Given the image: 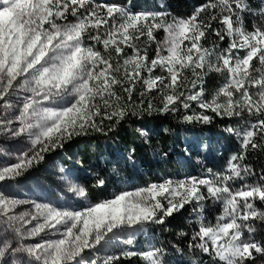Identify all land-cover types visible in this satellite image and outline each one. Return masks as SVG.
I'll use <instances>...</instances> for the list:
<instances>
[{"label": "snow or ice", "instance_id": "obj_1", "mask_svg": "<svg viewBox=\"0 0 264 264\" xmlns=\"http://www.w3.org/2000/svg\"><path fill=\"white\" fill-rule=\"evenodd\" d=\"M210 9H218L219 16L211 14L205 19L202 14ZM245 11H250L247 0H216L198 8L188 19L165 23L166 14L161 12H131L115 4H93V0H0V107L13 108L12 97L20 105L14 118L18 127H9L13 120L0 124L11 137L27 135L32 144L29 151L16 157V163L0 167V181L21 176L39 163L44 153L63 148L73 137L104 133L105 120L110 122L107 131H112L130 111L133 115L168 113L180 103L191 112L195 102L200 111L185 115L186 123L208 124L214 117L243 119L245 114L255 120L242 130L228 129L240 137L241 150L231 157L229 174L218 181L194 177L167 180L121 192L81 210L35 204L34 214H15L25 202L0 194V224L5 226L0 264H8L5 257L15 253L31 257L23 264H78V257L106 242L110 234L146 223L163 224L186 204H195L194 211L198 209L202 215L207 199L221 202L224 215L215 226H205L201 220L190 247L206 254L210 264H255L254 253L264 257V243L244 238L245 232L256 231L252 221L264 222V211L254 204H264V175L256 183H247L256 173L241 163L249 149L264 151V25L247 31L243 26ZM69 14L74 22H67ZM260 14L264 15V7ZM117 16L119 24L115 23ZM217 19L222 28L212 29V21ZM160 28L167 33L163 43L167 55L158 45L156 57L149 58L147 48H138L134 41L145 35L152 41L153 32ZM90 29L95 34L88 36L92 43L85 45ZM210 29L221 42L227 38V47L215 55L214 63V53L201 43ZM101 44L103 53L97 50ZM125 46L132 49V55L121 63ZM242 50L246 54L241 57ZM254 60L259 61V68L253 66ZM156 69L166 75L155 76ZM186 71L194 77L187 96L183 91L189 82ZM211 72L227 73V82L205 100L203 77ZM137 85L143 88L141 97L157 92L161 107H155L150 99L146 108L133 111L129 102ZM21 92L27 93L22 100ZM54 102H59L58 106H45ZM230 181L242 183L233 189ZM103 184L99 180L97 186ZM73 190L78 197L87 196L82 186ZM47 232L58 238L22 243ZM125 243L132 244V240ZM136 255L149 264H164L160 249L143 254L123 251L106 256L102 264H119L121 258Z\"/></svg>", "mask_w": 264, "mask_h": 264}, {"label": "trees", "instance_id": "obj_2", "mask_svg": "<svg viewBox=\"0 0 264 264\" xmlns=\"http://www.w3.org/2000/svg\"><path fill=\"white\" fill-rule=\"evenodd\" d=\"M212 2L216 0H93V4H115L131 12H161L166 14L165 23L188 19L198 8ZM247 3L250 11L242 13L243 26L247 31H252L264 25V15L260 14L264 0H247ZM211 14L219 16V10L210 9L202 16L207 19ZM120 22V19L116 18L115 23ZM220 28L222 25L218 19L212 21V29ZM103 31L104 29H101L102 33ZM164 33L163 28L156 29L153 32L154 40L149 41L145 35L140 36L134 43L140 49L146 47L149 58H154ZM94 34L95 30L85 34L87 36L85 39ZM201 42L208 49L219 47L222 50L227 47V38L225 42H221L211 29ZM87 43L90 44L91 41ZM129 54H132V49L125 46L121 57ZM185 75L189 82L183 91L187 96L191 94L189 89L194 77L191 71H186ZM203 79L205 80L204 99L207 100L217 89L218 84L215 75L204 76ZM196 90H199V86ZM116 91L121 93L120 88ZM142 91L143 88L137 85L132 101L129 102L134 105L133 111L146 108L150 99L155 107H161L157 92L153 91L150 95L141 97ZM198 111H200L198 105L192 102L191 112ZM191 112L184 109L180 103H177L174 112L168 113L133 115L130 111L112 131H107L110 122L105 120L104 133L93 131L87 135L73 137L72 140L64 143L63 148L55 149L50 158L58 163L60 171L74 176L75 186L86 189L87 196L84 198L91 203H98L111 199L121 192L134 191L167 180L175 182L194 177L217 181L220 177L229 174L231 157L238 155L241 150L240 137L229 132L228 129L242 130L255 120L245 114L243 119L214 117L208 124L186 123L183 117ZM206 114L213 115L211 112ZM141 132L146 135H141ZM256 142L259 143V139ZM241 163L251 166L256 173L254 178H248L247 183H256L261 175H264V151L249 149ZM99 180L104 181L103 186H97ZM230 182L236 189L242 183ZM254 204L257 209L264 211V204L259 201H255ZM194 208H196L195 204H186L179 212L168 217L163 224L146 223L138 229H132V232L121 237L122 240L113 246L111 250L113 252L110 253L119 255L123 251H132L143 254L160 249L164 264H210V258L202 254L198 248L190 247V244L201 220L205 226H214L217 217L215 206L213 207L211 201H205L202 215L198 214V209L194 211ZM251 224L256 229L252 238L264 243V222L254 220ZM129 239L132 240V244L125 243ZM253 255L255 264H264V257L256 253ZM119 264H149V262L142 255H136L121 258Z\"/></svg>", "mask_w": 264, "mask_h": 264}, {"label": "rangeland", "instance_id": "obj_3", "mask_svg": "<svg viewBox=\"0 0 264 264\" xmlns=\"http://www.w3.org/2000/svg\"><path fill=\"white\" fill-rule=\"evenodd\" d=\"M120 19L119 16H117ZM75 18L70 14L67 17V22H74ZM94 29H90L89 32ZM88 34V33H86ZM167 33H164V38L159 44L163 49V43L166 39ZM87 38V36H85ZM87 41L89 39H85L84 43L87 45ZM92 43V41H91ZM188 41H185L184 44L187 45ZM202 43V42H201ZM183 47V45H182ZM204 47V46H203ZM206 48V47H204ZM102 49L103 53V45H97V50ZM208 49V48H207ZM210 51L214 53L212 57V62H215V55L218 54L221 49L219 47L210 48ZM100 51V50H99ZM244 53H239L242 57L246 54L245 51H241ZM163 55H167L166 49L162 50ZM132 54L126 55L131 56ZM125 56L120 57L121 63L123 62ZM156 57V56H155ZM154 57V58H155ZM116 56L113 53V60L115 61ZM253 66L255 68H259V61H253ZM166 75L165 72H162L160 69L154 70V75ZM255 74V73H254ZM215 75V79L217 80L218 87L217 89L209 95L207 100H210L220 88L227 82V73H217L211 72L205 75ZM205 80L203 79V83ZM119 88V87H117ZM116 88V89H117ZM115 89V90H116ZM255 92L256 89H250ZM27 93L21 92L19 94V98L22 100L23 96ZM11 103L14 105L11 109H4L0 107V121L13 120V124L9 125V127H18V123L15 121V116L19 114L18 108L19 104H17V98L12 97ZM59 102H54L53 104H46V107H56ZM3 125L0 124V167L9 166L17 162L16 157L22 153L27 152L32 148L31 141L27 135L20 137H11L7 132L3 130ZM55 151V150H54ZM54 151L44 153V158L39 163H34L33 166L24 172L21 176L7 180L0 181V194L9 197L15 198L25 203L19 205L15 210V214H19L22 212L35 213V208L33 207L35 204L40 205H48L58 209H71V210H81L89 205H94L95 203H91L87 201L84 197H78L75 195L74 190L77 186L75 183V178L71 174L66 173L65 171H60V167L53 158L50 156L54 153ZM50 160L48 161V159ZM67 177V180L63 179ZM218 181V180H217ZM163 183V182H162ZM160 184V183H157ZM233 189L236 187L229 182ZM206 194V189H202ZM167 195V194H165ZM161 199L162 203H166L162 197H158ZM106 200V199H105ZM103 201V200H102ZM205 201H211L213 207L215 206L216 218L214 226L217 224L218 218L224 215V208L221 202L215 201L213 199H207ZM101 202V201H100ZM189 205V204H188ZM194 205V204H192ZM35 223V222H33ZM4 225L0 224V238L5 236L3 231ZM132 232V229L120 232H114L110 234V238L97 246L96 249L86 251L81 257H78V264H89L95 262H103L106 256L112 255L113 246L118 244L119 240H122L121 237ZM253 234V233H252ZM252 234H248L245 232V239H253ZM10 235V233H9ZM58 236L53 232L41 233L39 236L34 238H28L22 241L24 244H35L39 243L42 240H50L56 239ZM17 242L13 243V247L16 246ZM111 252V253H110ZM5 259L8 260V264H23L24 261L30 260L31 257H28L25 253H15L13 255L6 256Z\"/></svg>", "mask_w": 264, "mask_h": 264}]
</instances>
